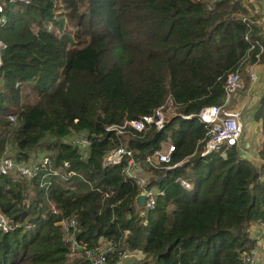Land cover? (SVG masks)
<instances>
[{
  "label": "trees",
  "instance_id": "16d2710c",
  "mask_svg": "<svg viewBox=\"0 0 264 264\" xmlns=\"http://www.w3.org/2000/svg\"><path fill=\"white\" fill-rule=\"evenodd\" d=\"M2 9L0 158L8 145L15 161L49 152L57 175L39 186L46 168L29 180L0 173V212L11 227L0 230V264H74L70 234L88 247L109 244L107 264L127 251L141 264H243L255 245L250 224L264 225V93L253 113L258 166L236 144L202 154L206 128L195 117L221 102L229 72L264 61L241 0H4ZM254 40L261 50L250 48ZM161 104V128L105 130ZM162 142L173 146L170 160L144 163ZM119 146L161 192L151 209L134 208L136 178L124 161L102 165ZM68 219L75 224L64 232Z\"/></svg>",
  "mask_w": 264,
  "mask_h": 264
},
{
  "label": "built area",
  "instance_id": "2783aa9c",
  "mask_svg": "<svg viewBox=\"0 0 264 264\" xmlns=\"http://www.w3.org/2000/svg\"><path fill=\"white\" fill-rule=\"evenodd\" d=\"M13 0H7L11 3ZM24 4H27L28 0H19ZM4 0H0V25L4 23V17L2 15V5ZM50 26V25H49ZM48 28V26H47ZM257 45L258 49L261 50V46L254 40L253 44ZM3 48V44L0 42V49ZM247 76L250 83L255 80L254 73L248 67ZM241 78L237 69L229 72L223 82L222 86V99L219 104L208 105L201 107L196 113L195 117L198 121L204 124L205 139L202 147V154L209 153L213 150H217L221 146H228L231 144H237L239 136L242 131V122L240 120V114L238 110L227 109L226 103L231 94L241 88ZM163 107L164 104L159 105L150 114L141 115L138 118L125 119L121 124L110 125L105 130H113L115 133H120L125 129H132L134 131H142L145 128L153 125L156 128H161L163 125ZM185 118L190 115L183 116ZM9 119H12L9 117ZM73 144L83 150L87 146V139L85 137H74L70 140ZM164 146V147H163ZM173 151V146L170 142H162L160 147L151 152L144 158V163H147L151 167H156L160 163H166L170 160V154ZM32 160L29 164H24L15 161L12 157L3 155L0 158V173L17 175L25 179L35 177L40 169L48 166L46 158L41 159L37 157ZM124 161V173L128 177H135L137 183V193H145L146 197L141 207L144 209H151L154 205L155 194H160L157 191L155 194L151 192V188L146 186V178H143L140 174L142 169L140 164L132 157V151L125 147H116L108 150L102 157L101 163L104 166L117 165ZM46 175L56 176L57 171L55 169L47 168ZM44 175L41 176V178ZM258 178L264 183V168L260 170ZM49 181H42V184H48ZM180 184L184 188H188L189 184L184 180H180ZM68 187V186H67ZM71 188L72 186L69 185ZM136 193V194H137ZM140 207V208H141ZM75 224L74 219L61 220L60 225L64 232H68ZM260 226H264L263 223L258 222ZM10 222L6 216L0 212V230L8 231L10 229ZM68 239V236H67ZM70 240V253L81 252L85 260L89 264H105L106 255L110 251L109 244H99L88 247L86 243L75 239L71 234L69 235ZM253 250L248 253H242L241 261L243 264H248L252 260Z\"/></svg>",
  "mask_w": 264,
  "mask_h": 264
},
{
  "label": "crops",
  "instance_id": "0c3cea01",
  "mask_svg": "<svg viewBox=\"0 0 264 264\" xmlns=\"http://www.w3.org/2000/svg\"><path fill=\"white\" fill-rule=\"evenodd\" d=\"M248 18L251 19L258 28V35L264 41V0H241ZM248 67L254 73L255 80L250 83L247 76ZM241 78V88L231 94L226 103L227 109L238 110L242 122V131L237 149L241 157L248 159L255 166L261 162L257 150L262 141L259 120L253 117L259 97L264 93V61L252 63L239 70ZM12 148L8 145V150ZM149 173V172H141ZM249 236L255 239L252 248V260L248 264H264V226L258 223L250 224Z\"/></svg>",
  "mask_w": 264,
  "mask_h": 264
},
{
  "label": "rangeland",
  "instance_id": "374dc122",
  "mask_svg": "<svg viewBox=\"0 0 264 264\" xmlns=\"http://www.w3.org/2000/svg\"><path fill=\"white\" fill-rule=\"evenodd\" d=\"M56 18L58 19V22L61 20L62 21V23H63V25H66V28H70L71 27V23L68 21V19L67 18H65V17H63V18H61V17H58V16H56ZM51 27V26H50ZM57 29V28H56ZM58 30V29H57ZM240 137H241V134H240V136H239V139H240ZM74 138V137H73ZM72 138V139H73ZM239 139H238V141H239ZM164 147V146H163ZM9 150L7 149V153H6V155L7 156H10V157H12V155H11V153L10 152H8ZM49 152H43V151H39L38 152V156L37 157H41V159H43V158H46V160H47V164H48V166H49V157L48 156H46V155H49L48 154ZM36 157H34V156H29V158L26 160V161H23V160H21V161H17V162H20V163H24V164H29V163H31L32 162V160H34ZM48 166H45L44 168H48ZM46 173V172H45ZM141 175H142V177L143 178H148L149 176H150V173H140ZM46 174H44V176H45ZM43 176V177H44ZM15 177L16 178H18L17 177V175H15ZM36 177V176H35ZM43 177L42 178H40V181H39V186H43L44 184H42V181H45V180H43ZM32 178H34V177H32ZM20 179V178H19ZM31 179V178H30ZM27 180H29V179H27ZM21 182H23L22 184H23V197H24V199L25 200H27V201H31V202H34L35 200H36V198H35V195H34V193H33V191L31 190V186H30V184H28V183H26V182H24L23 180H20ZM151 192L152 193H156L157 192V188L156 187H152L151 188ZM101 244H105L104 242H102ZM71 255H70V258L71 259H73L74 261H75V263L74 264H86L85 263V259H84V257L82 256V253L81 252H75V253H70ZM137 253L135 252H132V251H127L126 252V254H120V257H118V259L117 260H115V262H113L112 264H141V263H139V261L138 260H136L135 259V255H136ZM105 264H107V262L105 263Z\"/></svg>",
  "mask_w": 264,
  "mask_h": 264
},
{
  "label": "water",
  "instance_id": "95a60500",
  "mask_svg": "<svg viewBox=\"0 0 264 264\" xmlns=\"http://www.w3.org/2000/svg\"><path fill=\"white\" fill-rule=\"evenodd\" d=\"M221 154L224 155V153H221ZM158 177L159 176H157V178ZM145 197H146L145 193H137V194H135V196L132 199V204H133L135 209H139L142 206Z\"/></svg>",
  "mask_w": 264,
  "mask_h": 264
}]
</instances>
